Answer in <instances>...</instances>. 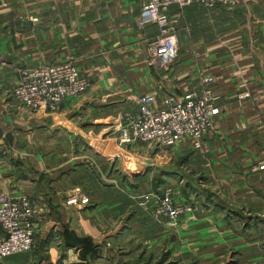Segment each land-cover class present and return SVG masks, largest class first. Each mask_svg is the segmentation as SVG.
Here are the masks:
<instances>
[{"label":"rangeland","instance_id":"obj_1","mask_svg":"<svg viewBox=\"0 0 264 264\" xmlns=\"http://www.w3.org/2000/svg\"><path fill=\"white\" fill-rule=\"evenodd\" d=\"M241 4L238 0L233 10ZM170 23L178 36L175 61L164 65L155 59L152 43L160 31L148 44V61L160 82L180 54L179 28ZM75 68L88 80L87 91L54 110L42 109L47 140L33 142L29 154L32 169L39 164L43 192L28 196L42 208L34 244L0 264H264L262 88L238 92L239 101L254 103L249 116L257 123L248 124L253 138L231 137L230 123L228 131H217L219 94L205 87L200 93L211 92L218 113L201 139L131 147L119 140L122 116L139 112L143 95H155L152 106L158 108L157 93L145 88L97 93ZM125 102L131 105L122 110Z\"/></svg>","mask_w":264,"mask_h":264},{"label":"crops","instance_id":"obj_2","mask_svg":"<svg viewBox=\"0 0 264 264\" xmlns=\"http://www.w3.org/2000/svg\"><path fill=\"white\" fill-rule=\"evenodd\" d=\"M142 5L143 0H0V197L43 196L39 164L33 170L29 154L33 142L47 140V113L31 114L12 96L26 67L71 62L95 92L150 89L158 107L169 95L211 87L219 94L217 131H228L230 123L231 137L255 136L248 126L254 103L239 101L238 92L264 93V0H242L233 11L172 7L180 54L161 82L147 55L159 29L142 23Z\"/></svg>","mask_w":264,"mask_h":264},{"label":"built area","instance_id":"obj_3","mask_svg":"<svg viewBox=\"0 0 264 264\" xmlns=\"http://www.w3.org/2000/svg\"><path fill=\"white\" fill-rule=\"evenodd\" d=\"M238 0H143L141 21L153 23L160 34L152 43L155 59L170 64L178 58V36L170 23L172 7L192 5L233 10ZM89 87L71 63L26 67L14 88L13 97L32 111L56 109L65 100L81 96ZM211 92L169 95L163 106L154 108L155 95L138 98L140 110L128 113L119 123L120 143L134 147L140 143L173 146L185 138L201 139L216 113L210 103ZM121 117V118H122ZM41 202L28 196L0 197V262L10 255L28 251L34 244V224L42 218Z\"/></svg>","mask_w":264,"mask_h":264}]
</instances>
